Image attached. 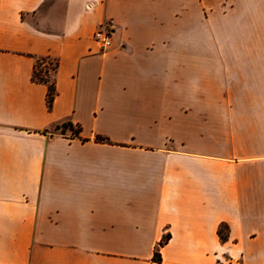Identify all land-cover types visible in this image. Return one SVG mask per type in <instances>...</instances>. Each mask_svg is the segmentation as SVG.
Listing matches in <instances>:
<instances>
[{
  "label": "crops",
  "instance_id": "crops-1",
  "mask_svg": "<svg viewBox=\"0 0 264 264\" xmlns=\"http://www.w3.org/2000/svg\"><path fill=\"white\" fill-rule=\"evenodd\" d=\"M0 264H264V0H0Z\"/></svg>",
  "mask_w": 264,
  "mask_h": 264
},
{
  "label": "trees",
  "instance_id": "trees-1",
  "mask_svg": "<svg viewBox=\"0 0 264 264\" xmlns=\"http://www.w3.org/2000/svg\"><path fill=\"white\" fill-rule=\"evenodd\" d=\"M33 80L40 82V83L47 82L42 70H35L34 75H33ZM54 95H55V88L53 85H50L48 88V94H47V100H48L49 105H51V103L53 102ZM67 128L70 129L74 135H78V130L74 129L71 124L63 125V129H67ZM96 140L97 141H106V139L102 138V137H97ZM165 241H166V239L163 240L159 244V247L164 246ZM153 261H155V262L161 261L160 250L154 253Z\"/></svg>",
  "mask_w": 264,
  "mask_h": 264
},
{
  "label": "built area",
  "instance_id": "built-area-1",
  "mask_svg": "<svg viewBox=\"0 0 264 264\" xmlns=\"http://www.w3.org/2000/svg\"><path fill=\"white\" fill-rule=\"evenodd\" d=\"M112 29L111 24H103L95 31L93 40L100 51H106L112 47Z\"/></svg>",
  "mask_w": 264,
  "mask_h": 264
},
{
  "label": "rangeland",
  "instance_id": "rangeland-1",
  "mask_svg": "<svg viewBox=\"0 0 264 264\" xmlns=\"http://www.w3.org/2000/svg\"><path fill=\"white\" fill-rule=\"evenodd\" d=\"M67 129H68V128H67ZM63 130L66 131V129H63ZM162 247H163V246H162ZM162 247H159V245H157V246L155 247V252H157V251H159V250H160V252H161V248H162ZM155 252H154V253H155Z\"/></svg>",
  "mask_w": 264,
  "mask_h": 264
}]
</instances>
